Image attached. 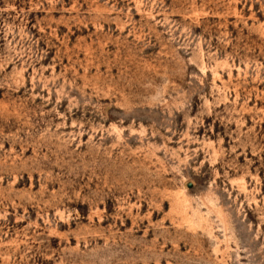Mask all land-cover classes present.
Instances as JSON below:
<instances>
[{
    "label": "rangeland",
    "instance_id": "rangeland-1",
    "mask_svg": "<svg viewBox=\"0 0 264 264\" xmlns=\"http://www.w3.org/2000/svg\"><path fill=\"white\" fill-rule=\"evenodd\" d=\"M0 264H264V0H0Z\"/></svg>",
    "mask_w": 264,
    "mask_h": 264
}]
</instances>
